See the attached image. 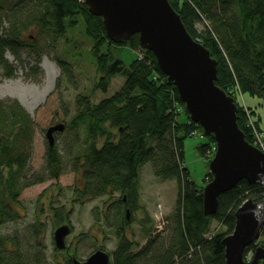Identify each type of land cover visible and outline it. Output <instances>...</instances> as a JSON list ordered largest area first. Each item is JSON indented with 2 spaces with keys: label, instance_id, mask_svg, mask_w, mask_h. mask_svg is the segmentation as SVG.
Instances as JSON below:
<instances>
[{
  "label": "trees",
  "instance_id": "trees-1",
  "mask_svg": "<svg viewBox=\"0 0 264 264\" xmlns=\"http://www.w3.org/2000/svg\"><path fill=\"white\" fill-rule=\"evenodd\" d=\"M169 1L190 34L218 61L217 84L233 97L231 89L238 84L243 93L264 98V0ZM3 11L21 17L11 28L10 36L0 38V68L6 77H16L17 69L5 58V49L11 48L18 54V49L27 45L21 38L24 30L36 25L61 36L69 26L78 23L74 17L83 19L86 33L92 40L91 51L100 74L96 89L107 92L114 76L126 77L119 91L98 103H92L89 96H79L77 113L66 125L72 129L83 128L84 132V148L74 165L82 174L81 182L74 186L75 201L83 202L104 194L111 197L119 191L122 193L120 203H125L126 196V205L131 211L137 209L140 170L148 162L154 165L155 175L160 180L177 181L176 226L170 246L163 252L149 253L145 249L135 253L132 249L140 243L132 241L121 231L122 227L116 231L118 243L111 264H147V257L155 258V263L150 264H226L224 237L235 228V211L246 199L258 198L264 187L241 180L236 187L220 195L218 210L213 216L205 215L204 187L199 186L190 170L180 164V158L185 159L184 140L193 126L176 120L174 106L186 109V105L175 84L161 70L153 52L141 49L138 35L129 42L110 40L103 18L93 15L84 0H0V17ZM204 18L210 23L200 31L197 23ZM106 44L130 46L140 51L142 58L139 56L127 65L114 56L111 47L103 50ZM58 61L65 72L67 61ZM40 63L38 55L33 66L37 73ZM237 116L239 127L252 143L253 134L246 127V111L239 103ZM35 132V120L20 101L0 97V227L20 217L18 207L25 188L46 179H57L62 172L58 146L48 145L46 177L27 180L26 168ZM208 137L210 141L201 146L203 153L215 143L213 135ZM207 176L212 179L213 175L208 173ZM54 214L56 225L69 222L70 212L64 208L54 210ZM214 219L222 222L226 231L207 238ZM130 221L123 217L122 225L128 226ZM35 226L37 232L43 229L39 221ZM143 232L145 237L152 235L151 228L145 227ZM5 243L0 236V264H15L7 254ZM261 243L264 246V238ZM254 248L252 244L246 253ZM72 259L69 257L67 264H73Z\"/></svg>",
  "mask_w": 264,
  "mask_h": 264
},
{
  "label": "rangeland",
  "instance_id": "rangeland-1",
  "mask_svg": "<svg viewBox=\"0 0 264 264\" xmlns=\"http://www.w3.org/2000/svg\"><path fill=\"white\" fill-rule=\"evenodd\" d=\"M5 11L0 17V38H8L13 25L21 20L20 16ZM74 18L78 23L69 26L64 35L58 36L32 25L21 34L27 45L18 49V54L11 48L5 49V58L17 70L16 77L9 78L0 68V97L22 99L35 120L33 151L26 168V178L29 181L46 177V155L49 148L47 128L60 122L68 124L77 113L79 96H89L92 103H98L119 91L126 80L124 75L118 74L111 79L107 92L96 89L100 74L91 51L92 40L86 33L83 19ZM209 23L204 18L197 23V27L201 31ZM109 47L114 56L127 65L142 54L130 46L118 47L115 44H106L103 50ZM38 55L41 56L39 73L33 68ZM60 59L67 61L65 72L58 62ZM185 117L186 115H182L181 119L184 120ZM55 137L62 160L59 178L46 179L25 188L18 207L20 217L0 227V236L6 240L7 254L12 262L67 264V259L72 254L85 260L96 249H104L113 259L118 243L116 231L122 227L121 231L132 241L140 243L139 247L132 249L135 253L145 249L149 253L157 250L163 252L170 246L176 226V179L162 181L156 177L151 162L144 164L140 170L139 205L131 211L130 225H122V218L126 219V205L120 203L121 192L116 191L111 197L104 194L83 202L75 201L74 186L78 181L81 182L82 174L74 165L79 152L84 148L83 128L67 127L63 132H57ZM209 141L210 138L202 133L184 140L186 162L192 179L199 186H205L204 179L209 168L206 158L209 147L203 153L201 146ZM62 208L70 212L68 220L72 225L65 250L57 249L54 240V231L59 226L56 225L54 210ZM37 221L43 225L40 232H37L35 226ZM159 221L166 222L161 232L157 227ZM145 227L152 229L149 237L144 236ZM220 231H226V226L214 219L206 236H213ZM262 239L261 234L257 242ZM151 262L155 263V258L147 257L146 263Z\"/></svg>",
  "mask_w": 264,
  "mask_h": 264
},
{
  "label": "water",
  "instance_id": "water-1",
  "mask_svg": "<svg viewBox=\"0 0 264 264\" xmlns=\"http://www.w3.org/2000/svg\"><path fill=\"white\" fill-rule=\"evenodd\" d=\"M84 1L93 15L103 18L110 40L129 42L138 35L141 49L156 56L161 70L175 84L191 118L200 123L208 135L214 134L217 151L209 165L213 179L203 191L205 215H214L220 195L236 187L241 180L264 186V152L251 144L239 127L236 98L217 84L218 61L190 34L170 1ZM65 129L64 123L47 128L50 147L56 144V133ZM235 214V229L224 238L226 264H264V246L256 247L250 261L244 254L248 246L256 243L264 228V193L258 199L244 201ZM130 216L128 208L127 220ZM71 233L69 222L57 227L54 239L59 249L66 247V238ZM72 261L73 264H111V255L98 249L85 260L74 255Z\"/></svg>",
  "mask_w": 264,
  "mask_h": 264
},
{
  "label": "bare ground",
  "instance_id": "bare-ground-1",
  "mask_svg": "<svg viewBox=\"0 0 264 264\" xmlns=\"http://www.w3.org/2000/svg\"><path fill=\"white\" fill-rule=\"evenodd\" d=\"M59 62V61H58ZM60 64V63H59ZM63 69V68H62ZM100 77V76H99ZM99 79V78H98ZM18 97V96H17ZM18 99V98H17ZM19 101H20V103L28 110V106L25 104V102L21 99H18ZM29 111V110H28ZM30 112V111H29ZM173 112L175 113V114H177V118H176V120H179V121H181V122H183V123H187L189 126H193L192 128H191V131H190V133H189V137H197V136H199L201 133L202 134H204L205 136H210V135H213L214 136V134H207L206 132H205V130H204V128H203V126L200 124V123H198V122H195L192 118H191V115H190V112L188 111V113H189V115H188V113H187V111H186V109L185 108H182V107H179V106H177V107H175L174 106V108H173ZM182 115H186V117L184 118V120H182L181 119V116ZM60 123H64V122H60ZM195 125H194V124ZM57 124H59V123H57ZM65 124V126L67 125L66 123H64ZM55 125V124H54ZM199 126H201V128H199ZM67 127V126H66ZM228 134H229V136H231V132H228ZM246 136V135H245ZM215 138V137H214ZM251 143V142H250ZM251 144H253L255 147H257V148H259L260 150H262L263 152H264V143H263V145H260V144H258L257 143V139L253 136V142L251 143ZM216 151H217V143H216V139H215V143L214 144H212L210 147H209V151H208V154H207V159H208V161H209V165H210V162H211V160L214 158V156H215V154H216ZM184 155H185V153H184ZM149 163V162H148ZM180 164H181V167L182 168H188L189 169V167H188V164H187V162H186V158L185 159H181L180 158ZM187 165V166H186ZM190 170V169H189ZM208 173H212L211 171H210V168H208V170L206 171V177H205V179H204V183H206L205 184V186L213 179V173H212V179H210L208 176H207V174ZM247 181V180H246ZM248 182V181H247ZM249 183V182H248ZM238 185V184H237ZM260 185V184H259ZM201 186H203L204 188H205V186H204V184H201ZM262 186V185H261ZM264 187V186H263ZM264 193V192H263ZM262 193V194H263ZM261 194V195H262ZM260 195V196H261ZM259 196V197H260ZM258 197V198H259ZM252 198H255V199H258V198H256V197H252ZM249 199V198H248ZM247 200V199H246ZM245 200V201H246ZM126 201V200H125ZM244 202V201H243ZM125 205H126V202L124 203ZM126 207H129L128 205H126ZM130 208V207H129ZM131 209V208H130ZM213 216V215H212ZM127 219V218H126ZM128 221H130V220H128ZM236 222H237V220H236ZM164 226H166V222L165 221H159V224H158V229H159V231L161 232L162 231V229L164 228ZM236 226V225H235ZM235 229V228H234ZM234 231V230H233ZM55 232V231H54ZM262 235H263V230H262V233H261ZM71 235V234H70ZM70 235H68V236H70ZM67 236V237H68ZM227 236V235H226ZM225 236V237H226ZM261 236V235H260ZM207 238H212V236H206ZM224 237V238H225ZM263 238H264V235H263ZM259 239H260V237H259ZM258 239V240H259ZM55 240V239H54ZM257 240V241H258ZM256 241V243H252L254 246H255V248H254V250H252V251H250V252H248V253H246V250H247V248L249 247H247L246 249H245V252H244V254H245V259L247 260V261H250L251 259H252V257H253V255H254V253H255V250H256V247L257 246H259V245H261V246H263L262 245V243H261V241H259V242H257ZM56 244V243H55ZM225 244V243H224ZM251 244V245H252ZM250 245V246H251ZM192 246H194V245H192ZM57 247V246H56ZM225 247H226V245H225ZM57 249H59L58 247H57ZM65 249H67V238H66V247L64 248V249H60V250H65ZM98 250V249H97ZM104 250V249H103Z\"/></svg>",
  "mask_w": 264,
  "mask_h": 264
},
{
  "label": "crops",
  "instance_id": "crops-1",
  "mask_svg": "<svg viewBox=\"0 0 264 264\" xmlns=\"http://www.w3.org/2000/svg\"><path fill=\"white\" fill-rule=\"evenodd\" d=\"M238 103L248 109L260 128L264 129V98L261 96L242 93Z\"/></svg>",
  "mask_w": 264,
  "mask_h": 264
},
{
  "label": "built area",
  "instance_id": "built-area-1",
  "mask_svg": "<svg viewBox=\"0 0 264 264\" xmlns=\"http://www.w3.org/2000/svg\"><path fill=\"white\" fill-rule=\"evenodd\" d=\"M142 58V54L140 55ZM231 92L234 93L237 97H239L241 93V88L238 84H236L232 89ZM184 108L183 106H179ZM247 111V121H246V127L251 131L253 136L257 139V143L260 145H263L264 143V129L260 128L257 124V121L253 118L251 113L248 109Z\"/></svg>",
  "mask_w": 264,
  "mask_h": 264
},
{
  "label": "flooded vegetation",
  "instance_id": "flooded-vegetation-1",
  "mask_svg": "<svg viewBox=\"0 0 264 264\" xmlns=\"http://www.w3.org/2000/svg\"><path fill=\"white\" fill-rule=\"evenodd\" d=\"M125 201V200H124ZM125 202H127V200L125 201ZM129 207H125V209L127 210ZM67 223V222H66ZM71 227H72V225H71ZM97 250V249H96ZM75 254H72L71 256L73 257Z\"/></svg>",
  "mask_w": 264,
  "mask_h": 264
},
{
  "label": "clouds",
  "instance_id": "clouds-1",
  "mask_svg": "<svg viewBox=\"0 0 264 264\" xmlns=\"http://www.w3.org/2000/svg\"><path fill=\"white\" fill-rule=\"evenodd\" d=\"M242 91V90H241Z\"/></svg>",
  "mask_w": 264,
  "mask_h": 264
}]
</instances>
